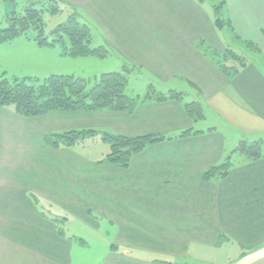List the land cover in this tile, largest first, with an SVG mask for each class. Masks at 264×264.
I'll use <instances>...</instances> for the list:
<instances>
[{
  "label": "rangeland",
  "instance_id": "rangeland-1",
  "mask_svg": "<svg viewBox=\"0 0 264 264\" xmlns=\"http://www.w3.org/2000/svg\"><path fill=\"white\" fill-rule=\"evenodd\" d=\"M31 1L0 0V35H3L1 33L3 30L10 27L13 13L23 14ZM148 1L145 0L142 11H148ZM196 1L209 13L212 23L216 18L220 22V27H215L219 40L217 38L215 41H210L211 45L206 41L207 37L198 40V37L194 36L193 40H197V48L205 54L207 51L204 46L211 47L209 49L213 50L219 63H223L228 70L235 65L232 61H236V65H239L247 60L245 67L249 66L251 61H256L254 58L258 56L259 51L257 45L253 41L245 40L237 33L225 1ZM36 2H39L35 3L38 9L40 6L49 9L46 2L37 0ZM59 7L62 9L59 13L44 12L42 19L44 35L50 42L59 40L60 43L39 46L36 41L39 33L34 28H30L24 35L12 40H2L0 37V77L10 82L25 78L43 82L52 75H71L87 80V89L90 90L100 75L123 72L124 67L128 65L132 69L129 84L125 90L128 96L144 97L150 85L158 92L170 91L168 80L172 83L173 78L168 79L169 76L162 75L155 67L153 73L156 74L160 83L154 84L148 67L129 63L109 47L107 48L111 53L105 58L74 57L65 54L64 51L70 48V41L67 37L60 40L53 33L58 26L68 21L72 13L77 14L80 22L89 27L92 48L103 45V36L97 25L86 21L82 14L76 13L62 3ZM157 10V8L153 9L151 18L146 21L155 22ZM159 16L158 21L162 15ZM144 21L145 19L141 17L136 19V22ZM186 42L191 43L189 38ZM168 43L173 48L166 43L165 45L176 56L172 59L177 61V65L183 66L177 52L173 50L180 47L181 43L171 38ZM191 45L185 43L182 46L183 49H190L191 54H197ZM211 60L209 62L224 76L221 68H217ZM260 63L264 66V58L263 63ZM189 73L192 74L190 71ZM178 80L185 81V84L175 82L179 86L178 90L187 93L173 90L182 95V100L167 102H175L182 106L190 120V126L182 128V131L175 136L167 137L160 133L126 136L116 133L112 118L107 113L128 114L126 112L57 111L48 114L54 117L55 131L47 136L71 130H94L99 133L94 138H88L73 146L77 150L76 153L73 152V147L54 148L57 150L55 185L50 196L48 195L50 198L46 196L42 198L48 202L45 208L49 209L51 222L55 225L56 239L47 236L39 237L37 250L40 264H126L129 262L158 264L136 259L145 256L140 252L149 253L161 259L165 256L173 257L177 259L173 264H264V242L261 243L264 241L261 230L264 222L260 211L252 212V210L256 211V207L249 209L253 205L252 200L256 199L261 203L260 210L264 209V165L262 164L264 134L248 133L244 128L229 123L227 118L222 117L223 114L209 102L207 103L200 90L195 89V92H192L193 83L190 79L177 78L175 81ZM188 94H193L195 99H190ZM190 103L198 104L202 119L196 120L195 117H190L186 113L185 105ZM213 110L218 114L212 112ZM49 121V124H52L51 119ZM105 133L130 138L165 137L164 141L149 145L143 151L151 146L171 141H184L183 146L177 148L181 151L177 154L176 167L187 165L185 162L189 155L185 152L188 150L186 143L199 140L192 144L197 154L192 158L193 160H189L197 161V166L202 172L200 186L181 190L152 189L146 188L149 184L138 183L136 181L138 179L132 178L133 175L128 179L125 175L112 172L110 169L112 167L128 172L130 166L123 169L107 161L110 145L102 139ZM184 133H187V137H180ZM192 138L194 140H190ZM208 138L214 139V142L207 144ZM221 141L222 150L218 147ZM255 143L260 145L263 153L260 158L250 156L252 152L248 149ZM67 151H72V154H67ZM226 166V169L220 170L214 177L203 180V175L211 169ZM249 183L251 187L246 188L245 186L250 185ZM32 184L40 186L38 182L33 181ZM40 194H43L42 189ZM246 204L248 207L245 206ZM236 244L240 245L239 249L235 246ZM119 249L133 253L129 255L112 253ZM32 256L34 260L28 259L29 255H25L23 261L36 262V256Z\"/></svg>",
  "mask_w": 264,
  "mask_h": 264
},
{
  "label": "crops",
  "instance_id": "crops-1",
  "mask_svg": "<svg viewBox=\"0 0 264 264\" xmlns=\"http://www.w3.org/2000/svg\"><path fill=\"white\" fill-rule=\"evenodd\" d=\"M58 1L82 14L86 21L97 25L103 36L101 46L111 48L129 63L148 67L154 84L160 83L153 73L155 67L162 75L169 76L168 79H174L172 83L168 80L169 90L183 91L178 90L179 86L175 82L185 84V81L175 80L190 79L193 83L192 92L200 90L207 103L223 114L219 115L227 118L229 123L244 128L248 133L264 134V66L260 63H263L264 58V0H224L237 33L245 40L253 41L259 50L258 56L254 58L256 61H251L233 79L219 73L209 62L210 58L197 48V40H193L194 36L198 40L207 37L206 41L210 43L218 38L209 13L196 0H149L147 12L142 11L145 0ZM156 8V21H146ZM159 15H162V20L158 21ZM138 17L145 21L136 22ZM170 38L181 43L180 47L173 50L177 52L183 66L177 65V61L172 59L175 54L166 46L173 48L168 43ZM188 38L191 43L186 42ZM185 43L192 44L197 54H191L190 49H183ZM188 96L195 99L193 94ZM212 112L218 114L215 110ZM107 115L112 118L114 131L126 136L160 133L170 137L190 126L182 106L175 102H147L140 104L132 115ZM50 119L52 124H49ZM53 131L54 117L50 115L28 118L16 114L11 106L0 107V264H40L37 250L39 237L56 239L55 225L51 222L49 209L45 208L48 202L42 198H50L55 185L57 150L50 148L45 141L47 134ZM196 141L199 140L186 143L188 150L185 152L189 155L185 162L187 165L176 167L177 154L181 151L177 148L185 143L176 140L149 147L132 160L128 172L115 167L110 169L128 179L133 175L132 178L138 179V183L149 184L146 188L191 189L201 184L202 172L197 161H190L197 154L192 148ZM213 142L212 138L206 140L207 144ZM221 146L222 141L218 147L221 149ZM72 150L77 152L74 147ZM66 153L72 154V151ZM33 181L40 186L33 185ZM249 184L245 187L250 188ZM41 189L43 194H40ZM259 202L258 199L252 200L254 206L251 205L249 209L256 207V211L252 212L260 211L264 222V209L260 210ZM245 206L248 207V204ZM261 230L264 234V227ZM235 246L239 249L240 245ZM112 253L129 255L133 252L119 249ZM140 254L145 256L136 259L158 264H173L177 261L173 257L161 259L149 253ZM25 255H29L28 259L32 260L34 255L37 261H23Z\"/></svg>",
  "mask_w": 264,
  "mask_h": 264
},
{
  "label": "trees",
  "instance_id": "trees-1",
  "mask_svg": "<svg viewBox=\"0 0 264 264\" xmlns=\"http://www.w3.org/2000/svg\"><path fill=\"white\" fill-rule=\"evenodd\" d=\"M47 3L49 9L42 6H35L36 0H32L23 14L13 13L11 25L3 30L0 35L2 40H12L15 37L24 35L27 30L34 28L38 31L36 38L39 46H50L60 43L59 40L50 42L44 35V24L42 14L44 12L59 13L62 9L57 0H37ZM44 5V4H43ZM41 8V9H40ZM72 13L68 21L60 26L53 33L60 40L67 37L70 41V48L64 51L65 54L74 57H97L105 58L110 53L107 47L100 46L92 48V35L87 24L81 23L78 15ZM216 28L220 27L219 19L214 21ZM202 44V43H201ZM205 45V44H203ZM208 45L204 46L207 51L205 54L212 59V63L221 68L222 73L229 79L236 77L240 71L246 68L244 64L236 65L233 68L226 69L223 63H219L213 50ZM209 50V52H208ZM217 60V61H216ZM240 60V59H237ZM242 60V59H241ZM241 62V61H240ZM132 69L128 65L124 67L123 72H113L100 75L96 84L88 90V81L83 78H77L71 75H52L40 82L38 79L25 78L10 82L0 77V107L11 106L15 113L23 117H41L53 112H87L95 113L102 111L126 112L132 114L138 106L147 101L167 102L181 101L182 95L173 90L166 93L158 92L152 85L144 97H130L125 93L129 84V75ZM186 113L196 120L202 119L201 108L198 104H186ZM99 132L94 130H71L61 134H51L45 139L46 144L53 148L73 147L76 144L84 142L88 138H94ZM180 137H187L184 133ZM103 141L110 145V154L107 161L120 168L127 169L130 166L134 156L140 154L147 146L159 143L165 140L164 136L152 137L144 136L139 138H130L105 133ZM259 144L249 147L252 158L262 157ZM223 168H213L203 175V180H208L217 175Z\"/></svg>",
  "mask_w": 264,
  "mask_h": 264
}]
</instances>
